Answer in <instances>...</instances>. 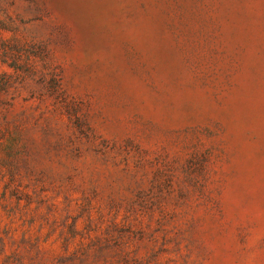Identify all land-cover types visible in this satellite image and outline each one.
Instances as JSON below:
<instances>
[{"label":"rangeland","instance_id":"1","mask_svg":"<svg viewBox=\"0 0 264 264\" xmlns=\"http://www.w3.org/2000/svg\"><path fill=\"white\" fill-rule=\"evenodd\" d=\"M0 264H264V0H0Z\"/></svg>","mask_w":264,"mask_h":264}]
</instances>
